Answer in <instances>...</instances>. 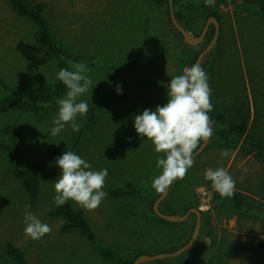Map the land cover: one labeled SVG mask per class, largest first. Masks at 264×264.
<instances>
[{
  "label": "rangeland",
  "instance_id": "1",
  "mask_svg": "<svg viewBox=\"0 0 264 264\" xmlns=\"http://www.w3.org/2000/svg\"><path fill=\"white\" fill-rule=\"evenodd\" d=\"M37 1L49 4L45 17L59 41L103 66L138 59L142 41L149 40L159 19L166 27L164 35L168 41H184L175 25L152 0ZM176 1L177 9L195 3L188 17L180 21L191 35L202 32L212 12L221 18L219 38L225 54L214 62L211 71L204 61L200 63L212 79L209 82L211 100L223 85V93L249 99L252 119L255 118V101L264 113L261 95L264 92V15L255 7L240 2L214 1L206 6L205 0ZM213 36L209 34L196 47L205 48ZM186 66L189 67L184 65L172 77L183 74ZM60 69V64L40 46L34 24L6 0H0V77L7 85L0 82V97L10 89L54 81ZM103 72L95 77L89 91L79 97L89 105L87 114L77 117L80 131L88 122L93 107L102 103L97 106V117L85 133L77 154L91 164L92 170H108L103 188L107 195L92 211L70 201L84 210L103 246L129 257L140 250L147 254L173 251L190 239L196 224L195 214L191 213L184 221L167 220L169 223H166L158 219L144 199L110 196L112 190L128 181L153 198L161 194L152 188L150 175L161 173L156 161L163 154L156 153L152 141L136 132L134 116L167 103L166 82H159V92L154 86L138 84L118 96H111L117 88L119 74ZM57 114L58 105L39 115L27 111L0 115V261L3 262L6 243L11 241L25 251L30 264H116L101 258L95 247L78 232L61 231L62 219L49 217V211L56 205L53 202L54 183L61 174L56 159L47 160L41 169V190L35 204L30 203L22 188L21 181L36 160L56 148H68L80 132L66 125L58 135L52 136L50 129L54 127L53 118ZM10 123L15 124L22 135L18 151L14 150L17 143L2 133ZM213 128L216 129L214 125ZM208 146L195 156V164L186 177L171 184L161 203L164 210L176 214H183L193 204L206 211L204 242L200 243L198 236V246L193 245L181 255L142 264H210V257L214 258V264H260L258 242L264 239V217L253 207L260 198L259 189L264 182V156L241 144L235 148L219 143ZM222 149L229 150L230 155L222 157ZM219 167L226 168L235 179V191L243 194L248 207L251 204L248 211L215 201L216 191L212 183L205 180V171ZM26 205L30 206L27 210L52 228L51 233L40 240H33L24 233Z\"/></svg>",
  "mask_w": 264,
  "mask_h": 264
},
{
  "label": "trees",
  "instance_id": "2",
  "mask_svg": "<svg viewBox=\"0 0 264 264\" xmlns=\"http://www.w3.org/2000/svg\"><path fill=\"white\" fill-rule=\"evenodd\" d=\"M6 1L20 15L26 17L34 24L40 46L43 47L62 68L75 71L74 65L84 62L86 64V71L84 74L89 76L92 79V82L101 71L110 74L117 73L119 74L117 86H120L122 91H126L127 89H130L131 86L140 84L143 86H154L156 91L159 92V82H166L165 84L167 85L171 80L170 78L172 75L181 70L184 65H188L189 67L192 66L196 62L199 53L204 49V47L191 46L184 41H179V43H177V41H168L164 35L166 27H164L163 20L160 21L159 19V21H156L155 23L156 26H154L152 36L149 37V40L142 41V48L138 59L131 62L118 61L117 63L106 64L103 66L97 61L84 58L77 54L56 38L45 17L49 7V4L46 1ZM152 1L163 11L172 25H174L171 19L169 1ZM214 1L222 4L227 3L228 1L244 3L250 7H255L264 15V0ZM174 4L175 15L179 21L187 18L191 10L195 7L194 2H191L180 9L176 8V0H174ZM212 15L216 16L221 23V18L217 13L212 12L210 16ZM211 27L212 31L209 29L210 31H208L207 36L211 33L213 35L215 34V26L212 24ZM177 32L183 37L179 30H177ZM224 54L225 47L219 38L217 44L203 60L204 64L208 66L209 71H211L214 62L222 59ZM208 78L210 82V80H212L210 79V75H208ZM0 82L7 86L1 77ZM222 88L223 85L219 88L220 93L216 94L215 98L211 100L214 107L209 115L215 122L214 126L216 129L211 137L209 146L213 143H219L224 147L235 148L241 144L243 147L257 150L261 154L260 156H264V113H261L258 102L255 101L254 103L256 119H252L253 112L249 99H243L241 96L233 98V95L228 94L227 92L223 93L221 91ZM66 92V86L58 79L54 81H39L29 88L10 89L5 96L0 97V115L11 111H27L34 115L48 112L58 105V99L63 98ZM119 94L120 93L115 89L110 95L118 96ZM261 95L264 99V92ZM103 100H105V97L102 98V101ZM101 103L102 102H99L93 107L91 116L85 127L81 129L75 141L68 148L62 147L50 151L44 158L36 160L32 167L27 171L21 181V185L23 190L28 194L31 204H35L38 200L41 190V169L45 162L49 159H57V157L62 155L66 150L74 151L76 154L78 153L80 143L85 133L97 117V106ZM2 133L8 138L10 137L13 142L17 143L18 146L14 150L18 151V148L22 144V135L19 133L16 125L10 123L5 126ZM150 176L153 178L156 177L154 175ZM110 196L113 198L135 196L138 199H144L147 201L148 207L153 213H155L153 203L157 198H153L148 193H144L142 189L133 182H125L122 187L112 190ZM259 196L260 198L255 201L253 208L264 217V182L259 189ZM215 201L238 206L244 211H248L251 207V204L249 207L248 204H245L243 194L238 191H235L234 195L230 198H221L220 194L216 192ZM191 207H197V205H190L185 209L183 214ZM161 210L164 213H175L164 210L162 207ZM49 217L62 219L63 223L60 227L61 231L78 232L95 247L97 254L101 258L115 261L116 264H132L137 256L147 253L145 250H140L135 256L129 257L111 247H106L100 244L96 231L92 227L84 210L75 207L70 200L63 206L58 207L55 205L49 211ZM158 219L162 222L169 223L167 220L162 219L159 216ZM207 219V212L202 211V226L198 240L199 242L201 241L200 243L204 242L207 235L205 228ZM196 246H198V242L194 244V247ZM5 252L3 262L0 261V264H30L25 251L11 241L6 243ZM258 259L260 264H264V239L258 242ZM209 262L210 264H214V258L210 257Z\"/></svg>",
  "mask_w": 264,
  "mask_h": 264
},
{
  "label": "clouds",
  "instance_id": "3",
  "mask_svg": "<svg viewBox=\"0 0 264 264\" xmlns=\"http://www.w3.org/2000/svg\"><path fill=\"white\" fill-rule=\"evenodd\" d=\"M213 3L214 0H205L206 6ZM74 68L75 71L62 68L57 74V79L66 86L67 92L58 99V114L53 118L54 127L50 129L52 136L58 135L66 125L79 132L81 126L77 123V117L89 111L88 103L79 97L92 87V79L84 74V62L74 65ZM166 87V104L157 105L154 111L145 109L142 114L134 116L136 132L152 141L156 153L163 154L156 161V167L162 171L152 180V188L158 193H164L174 181L186 177L195 164L196 150L213 136L215 123L209 115L214 107L211 102L212 89L208 75L199 63L186 66L183 74L171 77ZM116 91L122 94L120 86ZM220 154L228 157L230 152L222 149ZM56 164L61 174L54 183L56 195L53 202L59 207L72 200L89 211L98 208L107 195L103 188L108 170H92L88 161L71 150L57 157ZM205 180L212 183L221 198L234 195L236 181L226 168L207 169ZM28 208L30 206L26 205L24 233L33 240H40L50 234L52 228Z\"/></svg>",
  "mask_w": 264,
  "mask_h": 264
},
{
  "label": "water",
  "instance_id": "4",
  "mask_svg": "<svg viewBox=\"0 0 264 264\" xmlns=\"http://www.w3.org/2000/svg\"><path fill=\"white\" fill-rule=\"evenodd\" d=\"M168 1H169V8H170V14H171L172 22L175 25V27L183 35V39H184L185 43H187L191 46H195V47L201 45L207 37V33L210 29V26L212 24L215 26V34H214L212 40L199 53L197 60L195 62V63L200 64L203 61V59L205 58V56L212 50V48L217 43V40H218L219 34H220V22H219V20L217 19L216 16H213V15L210 16L208 18L202 32L199 35H191L187 31V29L180 23V21L177 19L176 15H175L174 0H168ZM209 141L207 143H203V142L201 143V145L196 150L195 156H197L198 154H200L201 152H203L205 150V148L209 144ZM169 189H170V187L164 193H161L160 196L154 201V203H153L154 212L160 218L168 220V221H172V222L184 221L190 216L191 213H195L197 219H196V224H195L193 233H192L190 239L181 247H179L173 251H169V252H159V253H155V254L143 253V254L137 256L134 259L132 264H142V263L151 262V261H154L157 259L177 257V256L181 255L182 253H184L189 248H191L195 244V242L199 236V233L201 230V222H202V211H201V209H199L197 207H191L184 214H176V213L169 214V213H164L161 210V203L167 197V195L169 193Z\"/></svg>",
  "mask_w": 264,
  "mask_h": 264
},
{
  "label": "flooded vegetation",
  "instance_id": "5",
  "mask_svg": "<svg viewBox=\"0 0 264 264\" xmlns=\"http://www.w3.org/2000/svg\"><path fill=\"white\" fill-rule=\"evenodd\" d=\"M211 27V26H210Z\"/></svg>",
  "mask_w": 264,
  "mask_h": 264
}]
</instances>
